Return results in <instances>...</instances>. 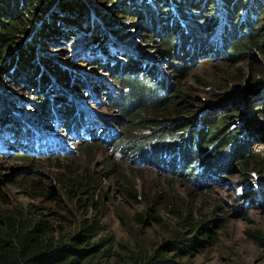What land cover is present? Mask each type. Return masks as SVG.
<instances>
[{
	"label": "trees",
	"instance_id": "trees-1",
	"mask_svg": "<svg viewBox=\"0 0 264 264\" xmlns=\"http://www.w3.org/2000/svg\"><path fill=\"white\" fill-rule=\"evenodd\" d=\"M89 1L83 0L80 3L78 0H64L56 5V0H0V78L20 81L27 87H33L34 92L41 96L29 99L26 106L30 109L23 108L19 112L14 109L16 106L13 97L8 95L0 81V123L12 124L6 134L7 138L0 137V143L5 145L10 140L12 143L22 144L23 148L19 150L23 152L55 157L52 154L57 150L52 151L51 143L41 136H46V132L50 130V125L49 128L44 126L46 120H53L59 114L63 117L61 120L67 122L64 123L66 132L73 133L74 137L80 126L84 125L89 130L81 137H76L81 152L91 150L92 142L112 145L115 152L120 151V159L149 162L158 169L161 168L168 178L181 176L186 183L203 191L206 189V180L215 174V170L216 173L225 171L231 167L229 163L234 164L236 160L243 175L258 185L249 170L261 165L263 158H259L257 153H245L242 150L247 137L243 135L244 130L240 126L252 122L242 120V108L230 113L214 111L209 116V123H205L203 128L200 125V130L191 128L185 132L178 122L181 118L169 117L183 114L189 109L190 101L186 93L180 87L174 90V85H166L160 75L157 77L155 73H151L149 65L147 66L149 61L130 52L131 47L128 53L126 50L122 52L125 61L86 57L115 78L118 86L115 91L114 87L107 88L106 85L100 89H106L108 106L119 114L116 120L109 121V126L103 124L98 131L93 126H88L89 122L80 117L81 107L77 105L74 110L75 105L72 106V102L65 99L66 94L62 88H69L70 85L75 88L80 82L72 84L74 81L69 77V69L56 67L54 73L57 75L51 73L52 77L40 71L38 64L40 61L45 66L50 61L55 63V58L47 55L39 46L41 40L48 42L55 38L66 42L67 37L72 38L82 32L86 25L82 17L86 12L85 4ZM52 4L56 5L53 10ZM120 4L121 0L118 7L122 6L120 10L123 13L133 14L140 19L142 27L149 32L148 40L157 43L156 51L168 60L181 79L186 78L191 68L187 59H197L205 54H212L210 58H216L214 46H218L224 63H236L241 59L256 61L254 77L261 76L262 80L260 81V77L249 79V84L254 87L260 85V88H254L244 98H236H241L248 105L255 101L264 103V65L258 59L253 60L255 52L264 61V39H259L264 36V31L261 35V30L256 33L255 29L258 22H261L259 15L264 14V0H122ZM104 5L99 9L103 10ZM105 15L109 20H99L100 25L95 23L93 30H97L99 26L109 32L104 29V34L100 36L97 31H87L89 34L85 40L91 45L87 50L93 49L97 56H100V52L107 58L115 59L114 55L119 53L115 52L111 56L113 51L104 46L106 35L117 34L119 39H123L134 33V30L125 35L117 16L111 12ZM231 27H235L238 33L231 31ZM95 44L99 46L93 47ZM120 47L122 46L117 49ZM208 51L211 52L207 53ZM158 60L160 58L157 56L150 62L158 67L161 65ZM244 68L243 64L237 66L239 73H244ZM221 78L219 80L223 79L224 84L225 79ZM51 80L59 82L57 87L60 88L56 94L57 99L53 100L47 98L49 89L44 88ZM51 93L54 94L52 91ZM50 104L54 107L52 113ZM59 105L64 109H60ZM254 110L264 116L261 105H257ZM230 118L235 124L232 127L229 124ZM113 122L121 123L120 132L113 127ZM252 123L253 125L246 126L260 129V123L264 132V122ZM16 124H25L28 129L11 131ZM20 128L22 126L19 125ZM27 131L30 132L29 136L25 134ZM72 150L68 153L71 156L61 165H56L53 186H48L45 179L33 177L36 172H32L34 175L29 177L23 175L25 177L21 181L23 188L27 190L24 195L30 199L41 196L59 204L61 194L76 208H99L104 197L103 177L115 178L121 183L125 197L144 207L141 213L143 216L139 218L141 222L150 220L155 225L166 226L165 220L173 217L192 229L190 237L183 236L162 244L149 255L143 254L138 258L139 252L130 264H174L166 259L170 254L168 248H171L174 255L182 257L191 255L198 245L206 246L215 240L213 227H219L222 219L216 214L212 218L196 219L194 208H190L178 195L151 186H137L133 178L127 176L124 169L115 162L106 164V176L103 177L88 167H77ZM205 154L211 160H205ZM51 219L59 224L51 226L44 218L41 208L8 206L4 194L0 192V264H104L100 255L105 252L108 241L101 238L93 240L99 232L95 218L79 219L78 232L65 230L62 223L67 220L66 215L56 214ZM251 235L264 246L263 236L257 232ZM201 236L205 239L200 238Z\"/></svg>",
	"mask_w": 264,
	"mask_h": 264
},
{
	"label": "rangeland",
	"instance_id": "rangeland-1",
	"mask_svg": "<svg viewBox=\"0 0 264 264\" xmlns=\"http://www.w3.org/2000/svg\"><path fill=\"white\" fill-rule=\"evenodd\" d=\"M63 1L56 0V5H60ZM78 1L80 3L83 2V0ZM118 3L119 0H114L113 2L112 0H90L85 4L86 12L82 19L86 25L82 32H77L78 34L75 37H67L66 42L55 38L50 39L48 42L44 40L39 42L41 49L47 55L55 58V63H51L49 60L50 63L46 64V66L40 61L38 64L40 71L46 73L48 76L54 77L51 73L55 72L56 67L63 70L69 69V77L74 81L72 84L80 82L81 86L76 85L74 88V85H70L69 88L63 86L62 88L66 94L65 99L70 100L72 106L75 105L74 109L76 110L77 105L81 107L80 117H84L89 122L88 126H93V129L98 131L103 124L109 126V121L116 120L119 114L108 106V100L105 94L107 92L106 89H100V87L106 85L107 88L114 87L115 91L118 87L115 78L105 69H101L98 63L86 57L93 56L96 59L99 57L101 60L106 59V61L114 62L117 60L125 61L126 59L123 57L122 52L126 50L128 53L130 47L132 48L130 52H135L139 57L146 58L145 61H154L158 56L160 58L158 62L161 65L155 67L153 62H148L147 64V66L149 65L151 73H155L157 77L160 75L161 80L166 85H174V90L180 87V90L186 93L187 99L190 101L189 109L183 114L169 117L175 119L181 118L178 122L181 123L180 128L186 130L185 132L191 128L200 130V127L198 128L200 125L203 128L205 123H209V116L214 111L218 113L227 111V113H230L242 108V113L246 114L247 121L251 120L256 123L259 121L264 122V116L254 110L257 105H261L264 109L263 102L255 101L251 105H248L241 98H236V93H226L242 87L246 83V80L248 82L246 84H249V79L256 77H260V81L262 80L261 76L254 77L255 73L253 68L257 66L256 61L241 59V61L236 63H224L222 58H220L221 54L219 55L218 46H214L216 49L214 53L217 54L216 58H210L212 54H205L197 59L194 57L187 59L191 68L186 78L181 79L173 71L168 60L156 51L157 43L148 40L149 32L142 27L140 19L133 14L123 13L120 10L122 0L119 5L120 7H118ZM56 5L52 4L51 10L55 9ZM102 5H104V11L99 9ZM112 8L115 9L111 10ZM242 10L243 8L237 11L241 12ZM110 12L117 16L120 22L118 24L122 26L121 30L125 32V35H128L127 32L129 33L131 30H134V33H130L128 37L123 39H119V35L117 34L113 35L109 33L106 35L105 41L103 40L104 46L109 51H113L111 56L115 52L119 53V55H114L115 59L107 58L105 57L106 55L97 56L93 49L88 51L87 49L91 45L85 40V37L89 34L87 31H97L100 36L104 34V29L106 28H102V30L98 26L97 30H93L94 25L95 23L100 25L101 20L102 22L108 21L109 17L105 13L109 14ZM259 18L261 22H258L255 29L256 33L261 30L262 35L264 31V14H260ZM230 29L238 33L235 27H231ZM107 31L109 32V30ZM259 39H264V36ZM155 40L158 39L156 38ZM96 46H99V44H95L93 47L96 48ZM118 46L122 47L117 49ZM209 52L211 51L207 53ZM93 53L94 55H92ZM253 53V60L258 59L264 65V61L260 58L259 54ZM241 64L245 67L244 73L238 72L237 66ZM54 74L57 75V73ZM220 75L225 79L224 84L222 83L223 79ZM219 78L222 80H219ZM0 81L8 95L13 97L14 101H12L16 106L14 109L19 112L23 108L30 109L29 106H26L29 99L41 97L40 93L34 92L33 87H27L25 84H21L20 81H10L2 77ZM51 81L44 88L49 89L47 98L53 100L57 97L56 94L60 88L57 87L59 82ZM254 88L257 90L260 88V85L256 87L254 85L250 86L249 92ZM39 90H41V87H39ZM241 102L245 104L243 105ZM59 107L60 109H64L62 105H59ZM52 110H54L53 105L50 107L51 113ZM61 119L63 117L56 114L53 120H46V124H44L47 128L50 125V130L46 132V135L51 140L49 139L47 141L42 139L50 142L51 148L57 149L55 154H52L55 157H47L44 154L39 155L37 153L17 150V144L14 143L11 146L12 141L10 140L5 145L0 143V192L4 194L8 206L41 208L44 213V218H46V221L51 226H55L57 223L51 219L54 215H66L67 220L62 225L67 232L79 231V219L86 218L89 220L95 218L96 223L99 225V232L93 240L95 241L101 238L108 241L106 243L107 246H105V252L100 255L104 264H130L132 258L139 252L140 255L137 256L138 258L143 254L149 255L153 249L158 248L162 244L169 243L174 239H180L183 236L190 237L192 235V229L190 227H186L182 221H177L173 217L165 220L166 226L155 225L150 220L141 222L139 218L143 216L141 213L144 207L125 197L122 191L123 187L120 182L118 183L117 179L103 177L106 176V164L108 162H115L119 167L124 169L127 176L133 178L137 186H151L166 193L178 195L190 208H194V217L196 219L201 217L212 218L214 214L222 218L220 226L213 227L216 235L213 243L207 244L206 246H203V244L198 245L191 255H183L182 257L174 255L171 248H168L170 254L167 255L166 259H169L171 263L264 264V246H261L251 235L253 232H257L264 237V132L262 124L259 123L260 129L246 126L247 124L250 126L253 125L252 122L243 123L240 126L244 130L243 135L247 137L245 143L242 145V150L245 153H257L259 158H263L261 165L259 164L255 169L249 170L253 178H256V182L258 181V185L248 180L246 178L248 176L243 175L242 170L237 167L236 160H234V164L229 163L231 167H228L225 171L222 170L216 173L217 170H215V174L206 180V189L203 191L202 189L197 190L195 186L193 187L186 183L181 176H176L172 179L168 178L161 168L158 169L152 164H149V162H129L126 159H120V151L115 152L112 145L107 146L105 143L92 142L91 150L81 152L76 137H81L84 131L82 132L79 129L77 136L74 137L73 133L66 132L64 125L66 120ZM232 120L230 118V127L235 125ZM111 124L116 128L117 132L122 130L120 122H113ZM19 125H14V129L11 131L17 132L28 129L24 125L23 128L19 129ZM35 126L33 124V128L37 130ZM187 126L190 127L187 128ZM11 127V123L7 126L0 123L1 139L3 137L7 138L6 134ZM52 128L54 130H51ZM87 130L85 126V131L87 132ZM25 134L29 136L30 132L27 131ZM18 141L22 142L21 139ZM20 148L21 145L19 144ZM70 149H73V155H75V166L81 168L88 167L104 178L102 181L104 189L102 190L104 195L102 200L103 204L99 208H76L61 194L59 204H55L53 201L41 196L36 199H30L24 195L27 190L23 188L21 179L25 176L29 177L34 175L32 172H36L33 177L41 180L45 179L48 186H53L52 180L54 179L53 173L55 167L56 165H61L66 158L72 155L68 154ZM203 158L205 160H211L207 154ZM209 165L211 166V164ZM200 238L205 239L203 236Z\"/></svg>",
	"mask_w": 264,
	"mask_h": 264
},
{
	"label": "water",
	"instance_id": "water-1",
	"mask_svg": "<svg viewBox=\"0 0 264 264\" xmlns=\"http://www.w3.org/2000/svg\"><path fill=\"white\" fill-rule=\"evenodd\" d=\"M246 83H248L247 80H246ZM246 83H245L242 87H240V88H236V89H233V90L228 91V92H226V93H232V92H234V93L237 94L236 96H239V97H243V98H244V96L246 97L248 94H250V93H249V91H250L249 87L252 86V85H250V84H246ZM251 90H252V89H251ZM252 91H253V90H252ZM236 96H235V97H236ZM241 118H242L243 121H244V120H247V118H246V114H245V113H242Z\"/></svg>",
	"mask_w": 264,
	"mask_h": 264
},
{
	"label": "bare ground",
	"instance_id": "bare-ground-1",
	"mask_svg": "<svg viewBox=\"0 0 264 264\" xmlns=\"http://www.w3.org/2000/svg\"><path fill=\"white\" fill-rule=\"evenodd\" d=\"M98 55H100V56H102V53H100L99 52V54ZM75 110V109H74ZM67 123V122H66ZM3 124H5V123H3ZM89 124V123H88ZM6 126L8 125V124H5ZM23 125L26 127V128H28L25 124H20V126H22V128H23ZM36 127V126H35ZM79 129L83 132V134H85L86 133V131H85V126L83 125V126H80L79 127ZM79 129H77V131H79ZM37 131V130H36ZM70 133V132H69ZM41 138H43V139H45V140H51V138L50 137H48L47 135L46 136H41ZM14 143H11V146L13 145ZM21 145V148L20 149H22L23 148V146H22V144H20ZM62 145H64L65 146V144L64 143H62ZM16 148H17V150H19V144H17L16 145ZM52 151H55V150H57V149H55V148H50ZM39 153V152H38Z\"/></svg>",
	"mask_w": 264,
	"mask_h": 264
}]
</instances>
